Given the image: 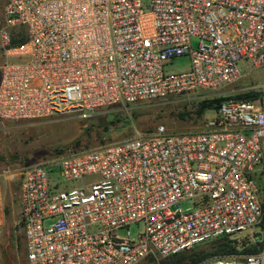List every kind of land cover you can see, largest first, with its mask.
Returning a JSON list of instances; mask_svg holds the SVG:
<instances>
[{"label": "built area", "instance_id": "built-area-1", "mask_svg": "<svg viewBox=\"0 0 264 264\" xmlns=\"http://www.w3.org/2000/svg\"><path fill=\"white\" fill-rule=\"evenodd\" d=\"M185 55L187 71L165 73ZM262 67L264 0H5L0 121L204 98ZM238 91L260 96L222 102L201 130L159 126L22 169L26 263L138 264L229 238L252 252L199 264H264V83Z\"/></svg>", "mask_w": 264, "mask_h": 264}, {"label": "rangeland", "instance_id": "rangeland-1", "mask_svg": "<svg viewBox=\"0 0 264 264\" xmlns=\"http://www.w3.org/2000/svg\"><path fill=\"white\" fill-rule=\"evenodd\" d=\"M4 2L0 0V24ZM198 44L197 39H191L193 49ZM189 65V57L180 56L167 64L164 71L166 74L185 72ZM262 83L264 67L251 70L249 76L226 87L221 91L222 94L200 93L208 97L243 94L238 90L257 87ZM199 99L202 98H197V93L189 96L172 95L131 108L101 109L87 118L70 115L44 121H0V264H27L23 231L19 225L22 169L47 159L118 143L137 133L153 131L159 126L170 132L201 130L205 119L213 115V111L208 110L199 115L196 104ZM113 110L120 114L111 121L106 115ZM180 207L185 209L189 205L183 202ZM141 228L142 225H138V228L131 225L128 229L134 236ZM161 260L148 258L138 264H159Z\"/></svg>", "mask_w": 264, "mask_h": 264}, {"label": "trees", "instance_id": "trees-1", "mask_svg": "<svg viewBox=\"0 0 264 264\" xmlns=\"http://www.w3.org/2000/svg\"><path fill=\"white\" fill-rule=\"evenodd\" d=\"M14 33L15 37L11 40L12 45L21 44L26 40L23 30H16ZM242 93L243 94L235 93L226 96H209L196 100L198 101L196 103L198 106L197 113L201 115L208 110L215 112L219 108L220 104L226 100H255L260 96V92L257 91ZM127 107L131 108V106ZM113 111L114 112L107 113L106 115L109 119H111V121L120 114L115 110ZM240 252L249 253L252 252V250L249 248H243L239 251L235 241L229 238H222L209 244L197 246L191 250L164 258L159 262V264H199L209 257H231Z\"/></svg>", "mask_w": 264, "mask_h": 264}]
</instances>
